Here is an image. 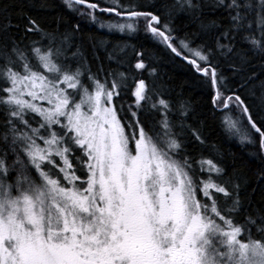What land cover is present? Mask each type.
Returning a JSON list of instances; mask_svg holds the SVG:
<instances>
[{
	"label": "snow or ice",
	"instance_id": "1",
	"mask_svg": "<svg viewBox=\"0 0 264 264\" xmlns=\"http://www.w3.org/2000/svg\"><path fill=\"white\" fill-rule=\"evenodd\" d=\"M103 3L61 0L75 23L0 5V264H264V0ZM141 34L198 74L256 187L200 151Z\"/></svg>",
	"mask_w": 264,
	"mask_h": 264
},
{
	"label": "trees",
	"instance_id": "2",
	"mask_svg": "<svg viewBox=\"0 0 264 264\" xmlns=\"http://www.w3.org/2000/svg\"><path fill=\"white\" fill-rule=\"evenodd\" d=\"M101 6H105L103 0H99ZM146 2V0H141ZM152 3H160L161 0H149ZM3 3H11L18 7L12 11L11 20L13 24L21 22L18 12L20 7L29 15H33L41 19L45 23H51L53 20H58L63 17L66 21L75 23L79 17L73 13L63 9L61 0H0V5ZM41 3H46L49 7L40 8ZM109 17L105 14L103 19ZM187 21H177L178 36H183L185 31L193 30L191 25L185 27ZM86 46L90 44L88 37L96 39H105L111 44L119 43L113 35H108L106 32L97 30L94 26L86 28L82 34ZM149 53L154 55L157 67L160 73V79L164 81L167 89L171 94V98L175 100L184 99L190 101L196 111L197 116L203 119V132L207 140L204 148L200 149L206 156L215 155L212 152V146L224 154L228 164L235 162L236 166L248 177L252 187H256L258 176L257 172L260 167L259 161L248 155L250 149L243 148L236 139L229 138L223 131L220 124V115H213L211 105L207 102L208 94L202 89L199 83L198 74L186 62L179 58L171 56L163 45L156 44L151 40H145L143 34L140 37ZM104 55L103 51L100 53ZM251 190V189H250ZM256 200H260L259 193L256 194Z\"/></svg>",
	"mask_w": 264,
	"mask_h": 264
}]
</instances>
